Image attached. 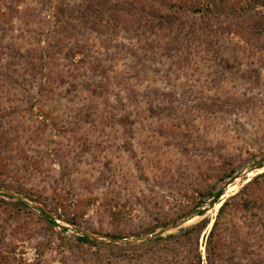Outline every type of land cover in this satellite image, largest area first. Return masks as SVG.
I'll return each instance as SVG.
<instances>
[{"label": "rangeland", "instance_id": "374dc122", "mask_svg": "<svg viewBox=\"0 0 264 264\" xmlns=\"http://www.w3.org/2000/svg\"><path fill=\"white\" fill-rule=\"evenodd\" d=\"M200 262L264 264V0H0V264Z\"/></svg>", "mask_w": 264, "mask_h": 264}, {"label": "trees", "instance_id": "16d2710c", "mask_svg": "<svg viewBox=\"0 0 264 264\" xmlns=\"http://www.w3.org/2000/svg\"><path fill=\"white\" fill-rule=\"evenodd\" d=\"M53 223H54V221H53ZM80 240L83 242H86V243H92L91 239L88 236H83L82 238H80ZM200 264H201V262H200Z\"/></svg>", "mask_w": 264, "mask_h": 264}]
</instances>
